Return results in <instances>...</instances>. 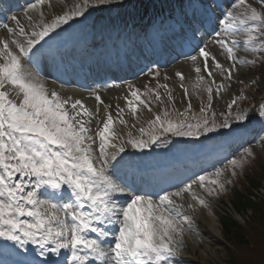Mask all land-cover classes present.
Here are the masks:
<instances>
[{
    "label": "snow or ice",
    "instance_id": "6c2138e0",
    "mask_svg": "<svg viewBox=\"0 0 264 264\" xmlns=\"http://www.w3.org/2000/svg\"><path fill=\"white\" fill-rule=\"evenodd\" d=\"M106 2L82 0L46 21V0H37L24 13L32 27L30 33L17 16L11 17L15 27L3 25L7 32L0 39V238L21 247L38 245L42 256H59L62 250L70 254L54 264H181L177 257L186 246V232L192 231L194 214L198 208L210 209L207 197L219 196L231 182L224 179L225 171L230 167L235 176L236 169L253 156V150L245 148L241 156L228 160L226 167L195 176L175 191L141 193L113 178L109 166L125 152V145L114 142L120 137L113 129L112 115L107 114L103 127L93 134L90 124L94 113L81 100L50 90L39 73L29 72L24 63V58L32 59L30 53L45 37L83 17L90 6ZM259 4L260 7H253L247 0H237L232 5L237 11L224 14L220 21L223 32L216 33L220 38L215 43L232 63L226 67L207 50V45L199 48L198 56L203 61L202 67H195L198 81L205 79L200 75L202 71L212 77L213 70H218L231 79L238 64L255 63L237 56L241 47L253 53L264 52V0H259ZM47 6H53L51 0H47ZM34 12L38 13V22ZM241 34H245L242 44L237 39ZM198 56L190 59L195 63ZM177 76L184 79L181 73ZM159 87L167 89V85ZM222 87L223 84L217 86V94ZM149 91L155 93L156 101L162 102L159 92ZM206 91L210 109L213 89L209 86ZM139 92L131 91L132 99H127L134 116L141 105L152 111ZM167 94L171 101V92ZM234 104L235 99L228 105L230 112ZM123 111L120 109L119 113ZM200 112L201 118L193 116L196 123H191L186 113H178L184 119H168L170 113L165 109L163 115L158 113L149 120L147 141L132 138L129 133L126 143L142 150L168 133L199 138L229 129L230 119L241 123L250 119L248 111L241 110L217 124L214 112L211 118L203 115L204 107ZM85 116L89 119L84 120ZM259 116L264 118V104L259 106ZM119 123L127 124L122 115ZM157 127L160 135L155 134ZM139 131L144 134L146 129ZM193 185L203 189L205 195L194 191Z\"/></svg>",
    "mask_w": 264,
    "mask_h": 264
},
{
    "label": "rangeland",
    "instance_id": "374dc122",
    "mask_svg": "<svg viewBox=\"0 0 264 264\" xmlns=\"http://www.w3.org/2000/svg\"><path fill=\"white\" fill-rule=\"evenodd\" d=\"M252 1V0H251ZM82 0H51L52 7L47 6V1L45 3V8H57V11H59L61 14L63 11H67L70 7H72L74 4L80 3ZM93 3L94 0H91ZM252 4L253 7H260V5H257V3L253 2H248ZM120 7V6H117ZM52 11V9H51ZM38 15V14H37ZM242 39L245 37L242 35ZM237 56L244 60H254L255 63L253 64H244V66L240 69V65L236 71V73L233 75V83L228 84V89L226 91L221 92V95H213L215 98V101L212 99L211 102V108L212 112L216 114V123L220 124V119L221 117H224L226 114V111L229 109L228 105L235 99L236 104L232 106L231 110H236V107L238 106L241 96L245 97L244 92L249 91V89L252 92H255L256 94H260L259 91L261 88H264V52H257L253 53L250 50H245L241 49L237 53ZM231 78V79H232ZM227 80V78H226ZM242 81V82H241ZM255 81V83H253ZM231 85V86H230ZM200 86L203 87L201 91H199L198 87H196L195 92L192 93V100H193V105L194 108H201L205 107L206 103H208V93L206 95V89L208 86V83L205 82V84H200ZM225 93V94H224ZM246 93V92H245ZM224 94V95H223ZM206 95V97H205ZM184 97V95L182 96ZM175 98L180 104H183V98ZM189 97V96H188ZM217 97V98H216ZM185 100L188 99L184 97ZM177 105V104H176ZM235 106V107H234ZM210 114V117H211ZM261 138V137H260ZM117 145H120L119 142L114 141ZM254 153L257 154H262L264 158V143H261V140L257 142V146L253 148ZM224 168V167H223ZM259 169V168H254V170ZM241 173H238V176L245 177V171L244 169L240 168ZM244 172V173H243ZM249 174L253 175L252 171L249 172ZM257 174V173H255ZM224 179L227 181H232L233 175H232V170L229 167L227 171L224 173ZM231 185L230 183H228ZM226 189H229L228 186H226ZM239 189V188H238ZM225 192V191H224ZM224 192L220 193L219 196H213L214 201L216 202V207L214 209H211V214L215 217L216 220H218V215L220 214V211L222 209H226L229 211L230 205L229 202L230 200L233 199L232 195L225 196ZM264 194V188L261 189V192L259 193L258 198L259 203L257 204L258 207H260V213H247L245 215L240 214V221L236 222L239 225L240 231H242V237H243V242H247V246L244 248H238L235 257L236 261L237 260H243L247 258H251L254 253H257L258 251H263L264 252V200H263V195ZM218 197H222V201L220 202ZM222 203V204H221ZM235 220V219H233ZM219 222V220H218ZM220 225V224H219ZM194 229L198 232L196 236L193 235L192 231L191 232H186L185 234V249L187 258H189L190 262L193 261L194 264H215L218 262H226L228 261L227 258L230 257V254H228L225 244L223 242V231L220 229V240H204L203 237L202 239L200 237L197 238L198 235H200V229L197 227V224L195 223ZM193 230V229H192ZM260 237V240H259ZM204 241V242H203ZM248 251L249 254L247 256H244V253ZM243 257V258H241ZM257 257V256H255ZM179 260V259H178ZM238 263V262H237ZM250 264H258L256 261L251 262Z\"/></svg>",
    "mask_w": 264,
    "mask_h": 264
},
{
    "label": "bare ground",
    "instance_id": "6f19581e",
    "mask_svg": "<svg viewBox=\"0 0 264 264\" xmlns=\"http://www.w3.org/2000/svg\"><path fill=\"white\" fill-rule=\"evenodd\" d=\"M4 8H6V7H4ZM169 8H170V6H169ZM175 9L179 10L177 7H175ZM43 11H44V18H45L46 21H50L54 16L59 14L57 12V10L56 11L52 10V14H50L47 8L43 9ZM183 15L181 14L180 17L177 16V17H174L172 19L173 23L178 26L179 30L182 27H185L183 24H181L182 23L181 20H184ZM139 16H140V13L138 11H136L135 12V16L132 19L128 18L126 15H124V16L121 17L122 18L121 21H122L123 25L125 23L127 24L129 22L130 25H132L135 28V27L139 26L142 23V18H139ZM33 17H34L35 21H37V22L39 21V20L36 19L35 15H33ZM21 22L24 24V26L26 27L27 31L30 33L31 30H32V27H31V25H29L24 13L22 15ZM161 22L164 23V21H161ZM153 23L156 24L157 21L154 20ZM13 27H15V26H13ZM101 29L102 28H97V31L101 35V40H104V37L106 36V33L101 31ZM187 29H188V27H187ZM62 34L67 36V38H65L66 40L71 37V33L69 31H67V30H64L63 32L62 31L61 32H56L55 33V37H58V39H60L61 38L60 35H62ZM84 37L85 36L82 35L81 38H84ZM19 39H21L22 41L26 40L25 37H19ZM107 39H108L109 42L113 41V39L111 37H108ZM91 41H89V42H91ZM142 42L143 41L139 40L138 42L136 41L135 43H133V45L136 46L137 44H139V43L141 44ZM75 43L76 42H75L74 38L71 37V43H70L69 47H74V46H71V45H74ZM110 52H113V51H110ZM110 52H107L109 58H111L110 57ZM187 53H189V51ZM63 55H64V53H59L60 62H62V60H63L62 59ZM216 57L226 67L231 64V62L228 61L225 58V56L222 55V54H219V56H216ZM125 61H126V58H120L118 62H122L123 63ZM210 66H212L211 62H210ZM177 68H180V66H177ZM215 73H216V71H215ZM214 77H217V81L216 82L218 83V85H220V82L222 83V81L225 80V79H222L224 76L221 75V74H215V75H213V78ZM231 84H232V82H231ZM49 89L50 90L51 89H55L56 91L60 92L62 96L71 97L72 100H76V99L81 100L83 102V104L90 111H92L94 113V116L91 118V124H90L91 130H92V127L94 125H96V127H95L96 131H97L98 128H102L103 127V122L107 119V114H109V108L110 107L108 106V104H111V103H114L115 105L117 104L120 109L124 110L123 113H124V116L127 118V124L123 125V128L129 129V127H133L134 119L137 117V115L136 116L132 115V113H131V111H130V109L128 107L127 108L124 107L123 103L121 101H119V99L117 98L116 95H114L113 92H106V94L103 97H105V96H111V97L106 99V101L102 100V103L100 102L98 104L93 99L90 100V99L86 98V96H89L88 92H86L84 90L81 91L80 90V86H78V85H76L74 83H71V84H69L67 86L57 85V84L53 83V86H50ZM151 113H153V111H149L144 117H143V114H140L139 116H141V117H143V119L147 120V118L150 117ZM83 119L84 120H88L89 117L85 116V117H83ZM113 129L117 133V128H115L114 124H113ZM98 143H99V141L97 142V144ZM124 154H126V153H124ZM126 156H127V154H126ZM160 160H161V158L157 160L158 165H163V166L166 165V162H164V163L163 162H159ZM154 162H156V159L152 160V164ZM132 163L133 162L131 161L129 164H132ZM188 182H190V181H188ZM193 190L199 192L202 195H205L204 192H203V189H199L196 185H193ZM185 196H186V201H187V199H189V198L187 197V194H185ZM194 216H195L196 221L198 222L199 228L201 229L202 236H203L204 240H212L213 238H215V239L219 238L220 231H219L218 222L214 218V216L209 212V210L203 209V208H198V210L194 214Z\"/></svg>",
    "mask_w": 264,
    "mask_h": 264
},
{
    "label": "trees",
    "instance_id": "16d2710c",
    "mask_svg": "<svg viewBox=\"0 0 264 264\" xmlns=\"http://www.w3.org/2000/svg\"><path fill=\"white\" fill-rule=\"evenodd\" d=\"M236 208L238 212L242 213H244L248 209L252 210L254 214L260 213V207H258V205L246 200H244V203L242 205L237 206ZM235 226V223H233L232 221L227 219L223 220V230L225 231L227 238H230L232 240H240L242 231L238 230V228Z\"/></svg>",
    "mask_w": 264,
    "mask_h": 264
}]
</instances>
